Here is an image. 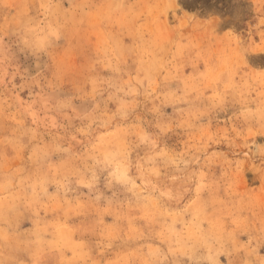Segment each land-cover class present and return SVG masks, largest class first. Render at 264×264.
<instances>
[{
    "label": "rangeland",
    "instance_id": "374dc122",
    "mask_svg": "<svg viewBox=\"0 0 264 264\" xmlns=\"http://www.w3.org/2000/svg\"><path fill=\"white\" fill-rule=\"evenodd\" d=\"M0 264H264V0H0Z\"/></svg>",
    "mask_w": 264,
    "mask_h": 264
}]
</instances>
